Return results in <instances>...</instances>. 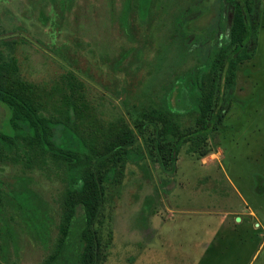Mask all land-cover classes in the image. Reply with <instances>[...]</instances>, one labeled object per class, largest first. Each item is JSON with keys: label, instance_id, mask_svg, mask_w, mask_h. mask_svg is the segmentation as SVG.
<instances>
[{"label": "rangeland", "instance_id": "obj_1", "mask_svg": "<svg viewBox=\"0 0 264 264\" xmlns=\"http://www.w3.org/2000/svg\"><path fill=\"white\" fill-rule=\"evenodd\" d=\"M246 21L249 32L259 24L255 56L238 67L212 152L186 144L171 170L128 162L106 188L99 264H264V0H252ZM231 24L225 0H0V49L52 118L68 119L78 100L94 124L134 127L158 109L191 130L190 96L232 51ZM10 119L0 102V131L14 137ZM0 151V264H41L57 243L65 174L24 145Z\"/></svg>", "mask_w": 264, "mask_h": 264}, {"label": "trees", "instance_id": "obj_2", "mask_svg": "<svg viewBox=\"0 0 264 264\" xmlns=\"http://www.w3.org/2000/svg\"><path fill=\"white\" fill-rule=\"evenodd\" d=\"M225 1L232 6V51L218 53L209 72L211 86L207 89L203 84L197 96H190V109L198 114L191 130H183L167 110L158 109L143 112L134 119V127L123 119L107 126L94 124L86 117L85 105H79L78 100L70 105L68 119L52 118L44 113L35 88L19 78L16 58L0 49V102L10 108V123L15 131L14 137L0 131V147L10 156L24 145L33 151L34 157L42 158L65 174L57 243L41 264L101 262L103 239L97 223L106 188L122 181L128 162L147 158L164 170H171L186 144L200 157L212 152L208 139L219 131L233 105L231 90L236 84L238 67L255 56L259 31L256 22L250 31L252 46L247 44L250 32L246 15L252 10V0ZM168 107L175 113L169 103ZM83 122L89 123L85 134L78 130ZM138 136L143 146L137 145ZM26 162L30 167L33 165L31 157Z\"/></svg>", "mask_w": 264, "mask_h": 264}, {"label": "crops", "instance_id": "obj_3", "mask_svg": "<svg viewBox=\"0 0 264 264\" xmlns=\"http://www.w3.org/2000/svg\"><path fill=\"white\" fill-rule=\"evenodd\" d=\"M258 40H259V38H258Z\"/></svg>", "mask_w": 264, "mask_h": 264}]
</instances>
